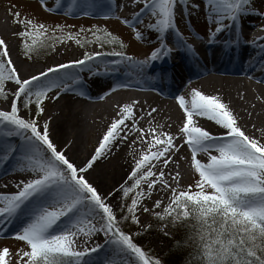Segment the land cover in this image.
I'll return each mask as SVG.
<instances>
[{
    "label": "snow or ice",
    "instance_id": "obj_1",
    "mask_svg": "<svg viewBox=\"0 0 264 264\" xmlns=\"http://www.w3.org/2000/svg\"><path fill=\"white\" fill-rule=\"evenodd\" d=\"M39 2L45 9L57 10L46 0ZM132 3L142 6L131 19L125 16L120 19L133 27L137 37L148 39L136 27L137 17L147 15L146 23L140 21L143 29L155 33L152 39L159 37L158 46L143 59L115 47L85 51L79 59L52 64L21 78L5 40L0 37V97L6 98L9 94L6 82L18 85L8 101L9 106L0 107V161L14 160L12 171L31 173L15 182V191H0V229L16 224L11 235L21 241L14 250L8 245L0 246V264H12L13 257L15 264H164L122 225L129 220L138 225L135 235L150 230L154 225L141 223L138 207L151 199L154 191L169 189L168 203L162 211H153L151 215L157 221H164L165 226L179 224L185 228L184 235L176 241L177 248L186 250L185 264H264V132L259 137L247 134L238 123L239 117L219 94H206L193 87L187 94L176 95L182 109V122L176 132L164 131L154 123L141 127L144 111L137 116L135 101L123 103L118 117L111 120L94 152L83 164L74 162L66 154L71 141L63 147L53 141L50 118L38 119L44 111L42 101L53 89H69L73 83L65 81L81 79L67 70L70 67L82 70L88 65L91 75L93 63L110 52L117 59L106 61L107 71L118 74L134 68L144 73L152 62L173 51L167 42L169 32L176 33L173 43L177 48L193 49L194 45L177 25L178 8L181 13L204 12L209 41L234 28L223 41L225 46L233 47L241 43L245 15L259 11L253 0H132ZM55 4L59 5L60 0H55ZM116 7H123V3ZM69 10H73L71 5ZM74 11L82 15L97 11L104 16L117 14L111 0H79ZM14 20L23 25L18 35L23 38L26 55L51 48L49 34L59 40L72 38L83 42L78 39V33L65 32L66 26L60 23L50 26L22 15L18 9ZM260 27L264 29V24ZM87 31L101 44L119 41L123 47L120 37L106 27L90 25ZM245 42L256 46L248 54V60L255 57L253 66L264 71L261 63L264 35ZM159 74L166 75L163 71ZM61 91H56L51 98L59 97ZM32 104L35 114H32ZM24 109L28 110L27 116L21 114ZM154 111L155 106L147 114ZM197 117L208 118L223 130L210 131L197 122ZM130 134H135L133 144L146 142L147 148L141 149L139 158L134 159L125 180L104 195L85 172L106 152L111 154L113 149H118ZM182 146L190 155L180 159L189 160L194 177L186 185L182 183L179 160L175 159ZM202 153L206 159L201 158ZM172 165L177 170L166 174L165 168ZM117 191L121 192V203L114 207L109 197ZM129 197L130 202L125 204ZM161 204V199H155L152 208H159ZM143 210L148 212L149 208ZM96 235H103L104 240L87 246Z\"/></svg>",
    "mask_w": 264,
    "mask_h": 264
},
{
    "label": "bare ground",
    "instance_id": "obj_2",
    "mask_svg": "<svg viewBox=\"0 0 264 264\" xmlns=\"http://www.w3.org/2000/svg\"><path fill=\"white\" fill-rule=\"evenodd\" d=\"M77 1L79 2V0H75V2ZM121 2L123 7H116ZM137 5L142 6L140 3L133 4L132 0H111V6L115 7L117 12L133 9ZM94 13V15H101L98 11ZM125 15V13H117L116 17L120 19ZM261 24H264V18L256 20L253 25L248 27L250 31H261L259 34L251 35L248 31H242L241 43L235 47L225 46L223 43L229 34L235 31L234 28L225 30L218 35L215 41L207 44H202L197 38L190 39L189 43L194 45L193 49L177 48L173 43L177 36L174 32H169L167 42L172 43L173 52L178 53V66L171 60H167L169 54L160 58L167 62L163 61L161 66L151 64L144 73L133 68L127 71L122 70L117 74L107 71L109 64L106 61L111 59L108 54L100 61L93 63L91 75L88 65H85L82 70L70 67L67 70L75 72L81 79L73 82L65 81V83H73L69 89L62 91L59 88L53 89L49 93L43 105L44 111L38 116V119L43 121L50 118V135L53 141L58 147H63L65 143L71 141L70 147L66 149V154L74 162L83 164L94 152L111 120L118 117L120 105L126 102H136L134 109L137 116L140 115L141 110L145 113L140 121L141 127L154 123L164 131L176 132L182 122V109L178 106L175 96L187 94L191 88L195 87L206 94H219L239 117L238 123L245 132L259 137L264 132V71L253 66L256 62L255 57L251 61L248 60V54L256 46L247 44L244 39L264 35V29L260 27ZM18 32L17 26L9 29L0 20V37L5 40L9 55L21 78L34 75L52 64L79 59L85 51L94 52L87 48V44H85V51L81 54L77 47L61 45L56 47L48 57L27 58V56H22L19 59L16 57L17 51L13 42L15 37H19ZM158 39L157 36L155 43L149 41L150 50L158 46L156 43ZM215 44L220 46L217 51L213 49ZM95 51H101V49L98 48ZM160 71L166 73L163 76L164 81L148 78L149 74L153 75ZM16 87L18 85L15 82H6L9 94L6 98L1 99L0 107L7 108L9 106L8 101L11 100ZM56 91H61V95L53 100L51 97L55 96ZM153 106H155V111L148 115L149 108ZM23 115L27 116V113ZM197 122L213 132L223 130L208 118L197 117ZM134 138L135 134H130L118 149H113L111 154L106 152L94 162L93 167L85 172L89 181L104 195H107L116 185L125 180L133 167L134 159L139 158L141 149L147 148L146 142L142 144L137 141L133 144ZM189 155V150L182 146L175 157L179 160L180 170H182V183L193 177L189 168V160L180 159L181 156ZM200 155L202 159H206L205 154ZM13 163L14 160L0 161V191H15V182L21 177L26 178L31 175L23 170L12 171ZM175 170H177L175 165L165 168L166 174ZM129 183H131L130 180ZM169 183H172L171 179ZM170 191V189L154 191L151 199H146L138 208L144 211L143 208L148 207L147 213H152L156 209L162 210L168 203ZM155 199H161L162 204L159 208L153 209L152 204ZM114 201L115 193L109 197V202L113 206ZM15 228L16 224H12L7 228L0 229V237L6 238L9 242L11 240L20 241L11 235V231ZM103 240V235H96L87 242V246L91 247L93 243ZM77 243L78 246H81L80 240ZM100 256H103L102 252Z\"/></svg>",
    "mask_w": 264,
    "mask_h": 264
},
{
    "label": "rangeland",
    "instance_id": "obj_3",
    "mask_svg": "<svg viewBox=\"0 0 264 264\" xmlns=\"http://www.w3.org/2000/svg\"><path fill=\"white\" fill-rule=\"evenodd\" d=\"M46 2L51 5L55 6L57 8L56 11H52L50 9H45L39 2V0H0V20L10 28L13 26H17L19 30L23 27L20 23L16 22L14 20V13L18 9L22 15L27 14L34 20L38 21H44L48 25H55L56 23H60L65 27V32H74L78 33V39H82L83 42H77L76 39L67 38L65 40H59L58 38H51V34H49V43L52 45L51 48L45 47L41 49L39 52L33 51L30 55L25 54V50L22 47V37L14 38V46L16 47V57L21 59L22 56L27 58H34V57H48L52 51L55 50L56 47L61 45H71L72 47H77L78 52L81 54L83 51H85V44H87V48L92 49L93 51L98 50V48L102 49H109L112 47L117 48V50L125 51L127 53H131L135 56H141L142 53H148L150 51V42L155 43V39H152L151 37L155 36L154 32H149L147 30L143 29V25L140 22L143 20L145 23L147 22V15L144 17H137V24L136 27L140 28L144 31V36L149 37L148 39H142L135 35L134 29L131 25L124 23L121 19L117 18L116 15L113 16H104V15H82L79 12L74 11L75 7H72L73 10H69V8L62 7L61 4L56 5L55 0H46ZM253 5L256 9L259 11H253L249 14H247L246 18V25H253L256 20L264 18L260 13H264V0H253ZM141 6L137 5L133 9H130L131 13L128 14L125 17H128L129 19L132 18L133 12L137 11ZM11 9V11H10ZM116 13H118L116 11ZM177 14H181L183 16V13H181L180 9H177ZM188 20L190 21L191 27L197 28L201 31H205L204 27H206V20L204 12L200 11L197 12L195 10L188 12ZM205 26H204V25ZM90 25H96L98 27H106L109 31H111L114 35H117L120 37V39L123 41V47L120 46L119 41L112 42V43H100L92 38V36L89 34ZM177 25L179 29H188L186 23L180 22V20H177ZM211 26V25H209ZM81 29H84L85 31H81ZM196 30V29H195ZM229 33V31H227ZM198 33V32H197ZM199 37H204L202 33H199ZM143 44V45H142ZM156 45V44H155ZM109 57H113V55L109 52ZM49 95V94H48ZM48 97V96H47ZM47 97L44 101H42V106L47 100ZM3 97H0V101ZM32 114H35V105H31ZM28 113L27 109H24L21 111V114ZM194 181V177H192L190 180L186 181L183 184H189ZM121 192L117 191L115 192V201H114V207L120 205L121 203ZM130 202V197L127 198L124 203ZM163 210V209H162ZM159 209H156L154 211H162ZM121 213L118 212V215ZM152 213H147L145 211H142L138 208L137 215L140 218L141 223H152L154 226L147 230L146 232L141 233L140 235H135L136 229L139 227L138 225L132 223L130 220L126 223H123V227L125 230H128L134 234V239L140 243L142 246L145 247L146 250H150V254L155 255L160 260L164 262V264H185L183 263V260L176 257L178 253V249L174 247V250L171 252L167 251V247L171 240H173L174 232L176 231L175 227H172L170 225L165 226L164 221H157L152 215ZM163 222L162 225H157V223ZM170 229H168V228ZM167 233V234H165ZM4 237H0V246L8 245L13 250L21 244V241L16 240H7ZM164 256L166 259H164ZM12 264H15V257L12 258Z\"/></svg>",
    "mask_w": 264,
    "mask_h": 264
},
{
    "label": "trees",
    "instance_id": "obj_4",
    "mask_svg": "<svg viewBox=\"0 0 264 264\" xmlns=\"http://www.w3.org/2000/svg\"><path fill=\"white\" fill-rule=\"evenodd\" d=\"M162 224H164V223L163 222L157 223V225H162ZM168 229H170V228H168ZM175 230L176 231L174 232L173 240H171V242L169 243V245L167 247V251L168 252L173 251L174 250V247L177 248L176 241L180 240V238L185 233V228L183 226L179 225V224H177ZM177 249H178V253H177V256L176 257L180 258L181 260H183V263H185V259H186V257H185V251L186 250L185 249H180V248H177ZM164 259H166L165 256H164Z\"/></svg>",
    "mask_w": 264,
    "mask_h": 264
}]
</instances>
